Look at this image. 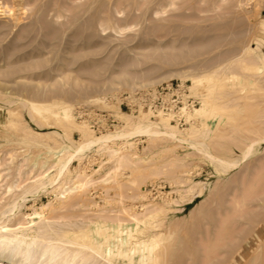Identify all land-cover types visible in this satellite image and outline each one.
Masks as SVG:
<instances>
[{
    "label": "rangeland",
    "instance_id": "obj_1",
    "mask_svg": "<svg viewBox=\"0 0 264 264\" xmlns=\"http://www.w3.org/2000/svg\"><path fill=\"white\" fill-rule=\"evenodd\" d=\"M238 1L242 0H0V213L26 194L22 209L11 217L9 226H16L18 219L22 221L21 217L41 210L44 223L35 220L36 224L48 225L56 232L69 231L70 235L82 227L81 230L101 242L102 238L94 233L97 223L107 228L119 224L135 228L136 224L131 222L129 215L142 213L145 206L154 204L164 209L159 214L162 218L151 220L153 223L157 220V223L151 225L150 230L148 227L141 236L164 231L175 220L179 223L175 234L162 247L165 252L163 254L161 250L160 264H164L162 260L166 255L165 264H228L237 251L240 252L235 254L232 264H264V230L260 242L256 235L258 229L264 226V144L258 146L254 156L237 169L221 176L209 161L202 160L191 148L176 149L175 154L183 159V166H179L180 163L174 164L169 154L160 152L159 145L151 146L147 137H139L133 140L132 149L124 148L122 153L135 152L142 158H149L148 163H129L115 171L117 161L107 153L88 154L84 160L74 161L70 166V175L63 179L67 180V184L69 182L67 186H71L79 173L88 176L91 182L83 191L72 194L75 204L65 208L64 202L71 201V197L65 201L57 195L58 191L53 194L48 190L33 196L23 193L42 172L39 167L33 171L32 164L34 157L43 155L45 150L36 145L24 146L23 149L18 144L25 135L37 132L66 134L81 142L83 132L75 128L67 129L52 117L46 120L37 117L33 122L28 112L19 110L17 105L13 106L17 113L10 115L6 102H3L20 96L43 101L67 100L65 94L71 90L73 95V92L99 86L101 90L97 93L103 105L73 102L75 118V111L82 107L118 110V98L129 93L121 88L122 76L142 79L150 76L148 79L154 82L142 88L137 85L133 92L171 81L187 82L190 86L189 78L183 80L177 74L220 69L233 64L230 61L235 62L247 48L264 59V30L257 26L264 18V0H244L240 9L234 6ZM215 57L216 62L213 61ZM211 62L214 66L209 68ZM192 65L198 70H193ZM239 69L238 73L242 76L248 73ZM256 70L260 72L263 67L259 66ZM166 76L171 77L164 80ZM263 77L257 86L241 80L223 83L222 92L230 95L229 98H233L237 106L222 114V121H225L222 126L217 124L218 118L208 120L193 113L189 115L191 122L184 127L170 121L182 130L192 127L202 129L206 121L205 124H209L214 131L212 141L216 143H219L220 134L228 135L229 132L232 136L236 133V137L253 138L255 135V138L260 127L264 128V124L259 125L264 108ZM196 98L199 99V108L201 99ZM127 115L119 112L120 125L110 131L126 126ZM150 119L156 120L151 114ZM36 136L41 144L60 146L61 141L54 134ZM232 136L220 142L231 146L232 155L238 156L242 146H237ZM121 144V141L113 142L116 148H120ZM11 152L14 154L10 155ZM23 155L27 157V162L22 159ZM192 183L206 187L202 196L180 200L182 190ZM9 186L15 187L11 193L7 192ZM174 201L178 204H173ZM197 204L202 209L190 217ZM57 208H62V211ZM116 217L123 220L117 223ZM257 222H261V226L255 225ZM67 223L71 228L67 227ZM69 223H76V228L75 224ZM87 226L88 229H84ZM112 263L121 264L122 261L113 257Z\"/></svg>",
    "mask_w": 264,
    "mask_h": 264
},
{
    "label": "bare ground",
    "instance_id": "obj_2",
    "mask_svg": "<svg viewBox=\"0 0 264 264\" xmlns=\"http://www.w3.org/2000/svg\"><path fill=\"white\" fill-rule=\"evenodd\" d=\"M225 1L227 2L229 0H225ZM225 1L223 0V2ZM242 1L244 2V0ZM242 1H238L234 6L238 8L243 6ZM95 2L97 3V1ZM258 3L259 2H257L256 4ZM243 10L245 11V8ZM260 23L261 24L260 25L258 24L257 26H259L260 29L264 30V18L262 19V22L260 21ZM242 52L243 54L237 60H235V62L230 61L233 64L229 65L227 63L228 66L221 67L220 69L217 68L216 70L215 69L216 66H215V68L213 67L215 70H210V71H206L202 73L177 74L178 76L183 78V80L186 78L187 79L189 78L191 82V85H190L191 92L193 93L195 97L198 96L201 99L200 100L201 106L194 110L193 115H196L197 117H200V118H207V119L208 118L209 119L218 118L217 124L221 125L222 122H225V121H222L223 120L222 114L232 109H235L237 106L236 103L234 102V99L229 98L230 95L224 94L222 92V89L224 88L223 83L227 80L228 81L231 80L235 82L241 80V81L250 83L252 86L260 85L261 80H263L262 77L264 76V59L260 55H258L255 51L249 48H247L245 51H242ZM217 57H215V60L213 61L216 62ZM193 65L191 66L193 70L198 68L196 65H195L196 68H194ZM212 65L214 66V64H212L211 62V65H209V68H212L211 67ZM259 66H262L263 70L260 72H257L256 69ZM217 67H220V65ZM237 68H240L239 69L240 71L242 69L245 72L247 71L248 73L242 76L238 73ZM197 70L198 69H196V71ZM169 77L171 76H168V77L166 76L163 79L165 80ZM148 78L142 79V78H137V77H127V76L123 77L122 76L120 79L122 80L121 88H124L123 91L125 90L131 93L133 92L134 87L137 85H139L141 88L153 85L154 82ZM98 87H93L92 89L88 87L89 89H86V90L82 89L78 93L74 94L73 92V95L70 94L72 90L68 94L65 92L66 93L65 95L68 97L67 100H63V99L51 100L50 99L49 101H45V100L43 101V100H37V99L32 100L30 98L27 99V98H23L20 96L21 98L19 97L16 100L9 99L7 101H3V102H6V106H8L6 110H7V113L10 115L15 114L17 110L13 109V106L17 105L19 110L21 109V110H25L28 112L27 115L29 114L33 122H36L37 117L40 118L41 120H46L47 118L52 117L53 119L58 121L59 124L63 125V127H66L67 129L75 128L83 132V135H84L83 140L81 142L74 141L70 137V135L68 136L66 134L61 135L57 132H48V133L37 132L36 134L30 133L28 135H25V137H23L22 140L20 139L18 145H22L23 147L26 146V148H29L27 146L36 145L45 150L43 155H40L38 153L39 155H37V157H34L35 160L33 161V164H32L33 171L34 169H38L39 167L40 169H42L40 170L42 172H40L39 176H37L38 178L34 179V181L31 183L32 185L31 184H30L31 186L29 185V188L25 187L27 190L23 191V193L24 192L28 193L27 196H29V193L32 195V194H39L42 192L41 194H43L44 191L49 192L48 190H51L53 194L58 191L59 193H57V195L59 194L58 196H60V198L65 199V201H67L68 199H70L72 194L78 193L79 191H83L87 187L88 183L91 182V179L88 178V176L86 175L83 176L81 173L77 174L76 180L74 179V181L71 183V186H67L69 185V182L68 184L66 182L67 181L66 179L68 178L65 179L66 181H64L63 179L65 177H68L67 175L70 173L71 164L74 161L84 160L85 158L88 157V154L101 155L103 153H107L112 160L115 159L117 161L118 167L116 169H113L115 171L120 166L127 165V164L129 165V163L134 165L136 163H141V162H145V163L150 162L149 158H142L136 155L135 152L127 153V154L122 153L123 152L122 150L124 148L129 147L132 149L135 143V141L133 140L139 137H147L148 140L151 141V144H150L151 146L159 145L160 152L169 154L170 157H172L173 159L172 160L173 163L176 164V162L177 163L179 162L180 163L179 166H183L181 164L183 162L182 161L183 159L179 158L175 154L176 149L178 147L191 148L194 150V152L198 153L201 156L202 160L209 161L212 164V166H214L216 173L221 176L222 174H226L232 170L237 169L238 166H240L246 160L254 156V154L257 152L258 146H260L261 144H264V128L262 127H260L261 130L257 129L259 133H257L256 130L252 128L253 130H255L256 132L255 134H257L255 138H254L255 135L253 136V138L246 137V136L240 137L238 136L239 133L236 130L238 137L235 136L236 133L235 135L233 134L235 137L232 136L230 132H229L230 135L220 134L218 136L219 143L218 142L216 143V141L215 142L212 141L213 140L212 134L214 131L212 130L209 124H205L206 121H204V125H203L204 128L202 129L197 130L198 128L194 129L191 126L192 128H189L188 130H182L171 123L170 115L168 116L156 115L155 116L156 120L154 121L151 120L150 119L151 113L147 109H140L139 113L136 115L137 117L128 114L126 116L127 118L126 126H124L122 129H117V130L110 131V132L108 131L106 133H102L101 135H96L89 129L88 126L84 124L80 125L77 122H75L74 120L75 118L73 116L74 115L73 114V102L74 103L77 101L83 102L84 104L86 103V105L93 104V103L95 104L101 103V105H103L102 104L103 101L99 99L98 97L100 94H98L97 92L101 90ZM232 93H236V92H232ZM232 96L234 95H231V97ZM236 101L238 102V100ZM263 102L264 100L262 101V104ZM262 109L261 110L263 111V114L262 115L260 114L261 116L259 115L260 116L259 120H261L259 121V125L262 124L261 126H263L264 124V108ZM262 111L260 113H262ZM256 120H254V122ZM256 124L257 123H255L254 126ZM254 128H256V126ZM257 128L259 127L257 126ZM232 132H233V129H232ZM53 134L54 136L56 135L55 137L59 140V142L61 141L59 147H52L50 145H44V144H41L39 141H37L36 135L51 136ZM231 136H232V140L237 143L236 144L237 146L238 144L242 146L240 148V154L238 156L232 155L233 150L231 146L226 145V143L220 142V140H225L227 139V137L229 138ZM117 141L122 142L120 148H116L113 146V142L117 143ZM23 149H25V147ZM12 151H15V150L13 149ZM11 154H14V152L13 153L11 152L10 155ZM22 159L26 160V161L23 160L24 162H27L26 156H24ZM18 164H20V162ZM20 165L23 166V164H20ZM19 172L20 171H18V173ZM17 186L18 185L16 184L15 187ZM13 187L14 186H9L7 188V192L11 193L13 190ZM187 187H189V185ZM187 187L186 189L182 188L183 194H181L180 200H192L196 196L200 197L202 196V194L204 193V190L206 189V187L203 185L199 186L193 183L190 185L189 188ZM25 195L23 196L20 195L22 197L19 200H17L16 198L17 201H15L14 203L12 200L13 205L10 207L8 206L9 208H6V210L8 209L7 211L5 210L0 213L1 214L0 216H2V218H0V264H113L112 263L113 257H118L119 259H121L122 261L121 264H160L162 247H164L163 245L168 240V238L172 237L175 234V231L177 230L176 228L178 226L177 225L178 222H176L175 220L172 223L170 222L169 226L165 228L164 231L159 230L156 233L149 234L147 236H141L144 234L145 230L148 227L150 230L151 225L153 224L155 225V223H157L156 222L157 220L154 221V223L151 220L157 217H159L160 219L161 216H159V214L162 213L164 210L163 208H161L162 206L158 207L152 204L153 206H145L144 208L145 211L142 213H134V214L132 213L131 216L129 215V217L131 218V222H134V224H136L135 228L123 226L122 224H119L117 227L110 228L111 227L110 226L109 228H107L106 225L105 227L97 223L96 229L94 228L95 229L94 233L96 232V234L102 238L101 242H97L98 239L96 241L94 239L95 237L92 238L88 234L87 231L81 230L82 227L81 228L79 227L80 230L76 233H73L74 235H70L69 231L68 232H56L52 230V228H49L48 225L42 226L43 224L41 225V223L36 224L35 220H38L39 222H43L44 220L41 210L40 212L34 210V212L31 215H25L21 217L23 218L22 221H20L21 219L20 220L18 219V223H16L17 227L14 224H12L13 226H15L14 228H12L13 226L10 227L9 226L10 224H8V222L11 221V217L14 216L19 211V209L23 206L22 202L26 200ZM68 201L66 203L64 202L65 208L66 206H69V205L74 206L72 204L73 203L75 204V202H72L73 201L72 197H71V201L69 202ZM74 201H76V199ZM172 203L178 204L177 201H174ZM51 205L52 204H50V206ZM62 208H59V209L61 210ZM67 209H70V208H67ZM201 209H199V204H197V206L191 210L190 217H193L195 213ZM105 218L109 219V217H105ZM27 219H29L30 221H27ZM117 219L115 220L117 221V223L119 222V220H123V219H118V220ZM263 220H264V217H263ZM125 221L126 220H124V223ZM128 221H129V218H128ZM69 224H72V225L75 224V228L77 226L76 223H69ZM260 224L261 222L255 225L261 226ZM36 225H40V227L39 226L35 227ZM58 226H61V225H58ZM68 226L69 225L67 223V227ZM61 227H64V225ZM263 227L264 226L262 225L261 228L258 229L256 233L258 240L261 239V234L263 233V230H264ZM68 228H71V227L69 226ZM84 229H88V226L87 228H84ZM231 235H232V232H231ZM250 235H254V233H251ZM73 247H75V249H73ZM237 252L235 253L236 255H237ZM229 253L232 254L231 252ZM235 254H233L230 257L228 264L233 263V261L235 260ZM166 256L165 258L162 257L163 260L161 259L162 263L164 264L165 262H167L166 260L164 262V259H166Z\"/></svg>",
    "mask_w": 264,
    "mask_h": 264
},
{
    "label": "built area",
    "instance_id": "obj_3",
    "mask_svg": "<svg viewBox=\"0 0 264 264\" xmlns=\"http://www.w3.org/2000/svg\"><path fill=\"white\" fill-rule=\"evenodd\" d=\"M118 110H100L82 107L75 111V120L89 127L95 134H102L120 125L119 112L137 114L147 109L151 116L170 115L171 121L180 127L189 125V115L199 106V99L187 82H168L148 89L135 90L118 98Z\"/></svg>",
    "mask_w": 264,
    "mask_h": 264
},
{
    "label": "crops",
    "instance_id": "obj_4",
    "mask_svg": "<svg viewBox=\"0 0 264 264\" xmlns=\"http://www.w3.org/2000/svg\"><path fill=\"white\" fill-rule=\"evenodd\" d=\"M262 14H263V16H264V7H263V11H262Z\"/></svg>",
    "mask_w": 264,
    "mask_h": 264
}]
</instances>
